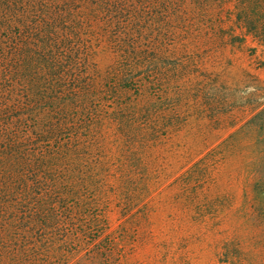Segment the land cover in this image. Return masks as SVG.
I'll list each match as a JSON object with an SVG mask.
<instances>
[{
	"label": "rangeland",
	"instance_id": "obj_1",
	"mask_svg": "<svg viewBox=\"0 0 264 264\" xmlns=\"http://www.w3.org/2000/svg\"><path fill=\"white\" fill-rule=\"evenodd\" d=\"M263 108L264 0H0V264H264Z\"/></svg>",
	"mask_w": 264,
	"mask_h": 264
},
{
	"label": "trees",
	"instance_id": "obj_2",
	"mask_svg": "<svg viewBox=\"0 0 264 264\" xmlns=\"http://www.w3.org/2000/svg\"><path fill=\"white\" fill-rule=\"evenodd\" d=\"M263 111H264V108L261 110V112L263 113ZM263 115V114H262ZM260 117H261V113H260ZM259 171V170H258ZM9 196H5L4 197V200H5V202H7V198H8ZM18 202H19V200H18ZM34 217V215H32V218Z\"/></svg>",
	"mask_w": 264,
	"mask_h": 264
}]
</instances>
